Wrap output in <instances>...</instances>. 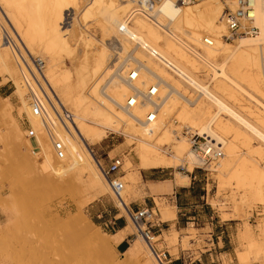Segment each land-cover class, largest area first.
Masks as SVG:
<instances>
[{
    "label": "rangeland",
    "instance_id": "obj_1",
    "mask_svg": "<svg viewBox=\"0 0 264 264\" xmlns=\"http://www.w3.org/2000/svg\"><path fill=\"white\" fill-rule=\"evenodd\" d=\"M16 1L14 6H7L8 8L6 7L7 3L1 5L6 15L5 22V18H2L3 16L0 13L3 25L10 31L22 51L24 50L15 34L11 32V27L24 41L26 48L33 52L32 56L43 57V54L47 55L48 53V56L53 55L54 61L56 60V73L52 82H49V85L46 84V89L52 91L68 110L72 112L77 110L79 113L87 111L89 114V112L94 113L105 105L104 101L96 98L92 88L95 72L99 76L104 66L98 64L102 62L98 58L101 53V40H104V47L109 54L107 65L110 68L115 69L120 64L121 68L124 67L129 72L132 69L136 70L138 67L137 76L140 74L143 77V83H145L138 84L141 90L148 88L149 84L155 83L150 75L151 72L140 66L136 60L127 59L126 57L120 58L117 55L120 50V42L116 40L115 35L110 33L109 36L102 37L106 32L103 18L109 13L104 6L110 0H101L103 2L98 8L99 12L96 13L94 10L92 14H87L88 16H85V14L86 9L91 7L89 0H78L79 4L74 15L72 12L67 11L66 1L68 0H62L61 8L58 7L59 18L57 20L53 12L55 6V3L53 6V0H18V3ZM126 1L128 0H115L117 4ZM1 3L3 2L0 1ZM16 4L19 5L18 8ZM65 13H67V21L66 23L63 22L62 25L61 22L66 15ZM72 17H75L77 22L86 29L85 32L87 31L91 35L93 42L96 44L93 50L90 49L89 51V46V48L85 45L83 47L82 44H80L82 46H79V43H77L79 39L77 38L78 41H76L74 48L77 52L74 49L71 50L72 48L69 45L64 46L66 40L64 35H67L64 27L73 22ZM98 18L103 20L99 19L97 21ZM64 31H66L65 34H63ZM61 38L64 41H61ZM72 41H75V39ZM86 50L89 52L87 53ZM0 53L2 59V61L0 59V83H4L7 88V92L0 95V264H140L139 261L135 260L126 261L122 251L116 250V247L114 250H102V253L97 255L89 254L87 248L83 245L81 235L79 236L74 229L64 227L59 222L58 217L70 214L76 215L79 210V213L93 222L102 234L107 235L104 237L109 241L112 235L110 233L114 230L103 224L102 214H104V210L117 208V216L124 219L125 225H130L128 226L132 233L128 235V246L134 241H142L140 234L136 232L128 214L119 205L112 191L99 186L97 189L84 177L77 178L73 172L74 170L68 165L69 163L63 164L64 158L52 157L51 153L48 152L46 145H48L49 150L53 151L49 136L45 133V128L40 119L30 111L27 97L29 91L23 87L20 77L15 72L14 65L7 54L6 46L1 41ZM12 60H14L13 57ZM43 60L45 61L44 71L47 68V62L45 59ZM137 64L138 66L135 67ZM5 68L8 69L3 70ZM113 71H110V75H108L112 77L107 85H110L113 78H116L112 75ZM120 80L126 82V85L128 84L126 99L134 87L131 82L124 80L123 77L118 79V81ZM116 81L114 82L115 85L121 82L118 83L117 81V84ZM100 83L103 85L101 80ZM107 85H103L104 88L101 90V95L105 98L107 96L103 92L106 90ZM182 103L181 105H183ZM26 118L36 131L37 137L34 140L28 139L25 135ZM173 120V117L170 118L168 123L174 127L182 126L181 122ZM83 123H87L91 127H97V125L91 123L90 119ZM186 137L189 139L188 134H186ZM103 138L105 139L100 145L101 140L96 143H87L86 147L93 157L102 178L101 166H107L109 158L120 156L123 159L121 170L116 175L123 183L120 196L125 205L129 207L131 202L144 199L145 196L142 189L143 182L138 175V170L143 168L140 166L145 165L142 160L144 150L137 141L120 132L108 130ZM78 140L84 145L81 139L78 138ZM252 142L256 143L257 141L253 140ZM36 145L38 149L34 147ZM168 150L165 153L162 149L164 154L170 155V147ZM96 157L100 163H98ZM254 158L261 165L264 164V161L258 156H254ZM100 164L102 165L100 166ZM158 168L170 170L179 185L189 184L193 180V183H191L193 187L190 192L184 195L182 199L185 201L184 204L179 205L180 207L185 206V208L180 209L183 214L180 215L179 223L176 227L174 225L179 234L173 228L170 229L175 232L176 239L178 235H182L187 231L189 233L188 237L182 238L186 244L169 245L176 242L170 240L169 236L166 235L168 231H166L164 236L168 244L159 240L160 244L156 246L158 252L155 250L156 256L161 255V252L164 251L167 253L168 258L185 250H192L196 255L198 254L196 250H199L203 244L207 245L204 239L207 232L200 231H210L211 228L215 227V224L221 227L219 224L222 223L223 226H227L222 234L226 236V239L230 238L234 245L231 254H220L223 264H235L237 259L239 264L240 262L242 264H264V203L257 199L254 200L250 196V185L254 184V180L251 181L252 184L249 179H246V181L242 180L244 182L242 184L239 182L241 185L232 182L231 185L220 188L218 187V181L215 179V171L210 170L208 166L206 168L194 167L192 172L187 171L184 165L175 167L165 164L163 167ZM184 174H187L188 178L181 177ZM259 187L263 188L261 185ZM97 190L98 192L103 190V192L97 194ZM262 192H264V188ZM164 200L166 203L169 201L167 195L163 198ZM256 200L257 202H255ZM157 204L158 213H156V218L161 211L170 210L169 206H164L161 202H157ZM176 209V205L175 208H171L173 211H176ZM159 219L161 220L162 217ZM156 221L155 219L153 223ZM174 221V219L172 221L166 220L162 225L154 226L153 229L161 227V230L153 233L167 230ZM247 231H249L248 236ZM158 238H153V245ZM140 243L144 244L142 246L148 251L145 243L143 241ZM156 256H153L155 264H168L167 261L164 263L159 258L156 259Z\"/></svg>",
    "mask_w": 264,
    "mask_h": 264
},
{
    "label": "bare ground",
    "instance_id": "obj_2",
    "mask_svg": "<svg viewBox=\"0 0 264 264\" xmlns=\"http://www.w3.org/2000/svg\"><path fill=\"white\" fill-rule=\"evenodd\" d=\"M0 1L3 2L0 4V13L6 22V15L1 5L7 3L6 7L14 6L15 0ZM62 2V0H53V6L55 3L53 12L56 15V20L59 18L58 7L61 6ZM88 2H90L91 7L86 9L85 16L92 14L94 10L98 13V8L103 1L89 0ZM66 3L67 11L74 15L79 4L78 0H68ZM226 3L233 6L231 0H188L183 4L166 1L152 12L153 17L134 15L129 18V21L127 15L134 5V0H128L121 4H117L115 0L105 3L104 7L109 13L103 18L106 32L102 37L109 36L110 33L115 35L116 40L120 42V48L118 46L120 50L117 55L120 58H132L140 66L151 72L150 75L155 82L153 84L157 86L158 90L156 89V93L153 95L145 96L147 88L141 90L140 85L138 86V84H145L140 74L135 80L130 81L128 74L133 69L127 72L124 67H120V64L115 69L110 68L107 65L109 54L104 47V40H101V58H98L102 62L98 64L104 66L99 76L95 72L92 88L96 98L104 101L105 105L94 113L89 112V114L87 111L80 112L81 114L77 110L71 111L81 135L76 134L74 130L67 132L61 128L57 132L58 137L63 139L66 144L63 164L69 163L68 165L74 170L77 178L84 177L86 181L91 182L92 186H96V188L99 186L112 191L103 172V178L100 176L99 169L86 147L87 143L100 141L108 130L120 132L137 141L144 150L142 153L144 159L152 157L155 162L164 163L167 166L184 165L187 171L192 172L193 168L201 163V158L194 151L191 140L186 137V134L197 133L207 139L215 138L217 142H221L223 155L213 165L208 166L210 170L215 171L218 187L224 188L226 185H231L232 182H241L242 184L244 183L242 180L246 181V179H249L250 182L254 180V184L251 182L252 185H250V196L254 200L257 199L264 203V192H262L264 188V164L261 165L254 158V156H258L264 161V10L257 3L255 24L259 29L255 34L244 33L223 38L224 33L226 34V25L222 11ZM18 6L16 4L17 8ZM99 19L103 20L98 18L97 21ZM72 21L64 27L67 31V35H64L66 36L64 46L69 45L73 50L76 41H78L77 38L79 39L77 42L79 46H89V51L90 49L93 50L96 44L91 35L87 31L85 32L86 29L77 22L75 17H72ZM1 28H5L12 37L0 18ZM13 29L11 27V32L15 34L24 50L20 49L21 53L25 57L26 53L29 56L32 55L33 52L26 48L24 41ZM206 35L212 38L210 44L204 41ZM74 39L75 41H72ZM5 46L23 87L30 92L29 89L32 85V90L35 89L36 91L31 76L20 67L19 55H17L20 50L18 51L17 48L13 50L7 44ZM67 49L69 48L67 47ZM95 49L97 50V47ZM74 50L77 52L76 49ZM89 51L86 50L87 53ZM48 54L41 56L47 62V68L43 71L45 83L42 82L45 85L52 82L56 73V60L54 61L53 55L48 56ZM12 57L15 62H13ZM114 65L116 66V63ZM137 68L134 69L136 72ZM6 69L8 68L3 70ZM112 70H114L112 75L116 78H113L111 84L107 85L112 77L108 76ZM24 73L28 80H25ZM122 77L131 82L134 87L129 95L139 96V102L136 106H125L128 84L126 85L123 80L118 81ZM99 79L103 85H107L103 92L107 98L101 95V90L104 87ZM116 80L120 83L118 84ZM115 81L118 85L114 84ZM180 101L183 102V105ZM150 109H155V116L152 124L146 128L140 125L139 120L144 118ZM172 117L181 122L184 127H174L169 124V119ZM89 119L97 127L83 123ZM78 138L83 141L85 146L79 142ZM253 140L257 142L254 143ZM45 147L52 157H55L53 151L48 149V145ZM169 147L171 154H164L163 151L167 153ZM181 177H187V174ZM260 185L263 188L259 187ZM100 192L97 190L96 193L100 194ZM116 198L119 205L128 214L127 208L130 207L125 205L121 196H116ZM155 219L156 222L161 221L158 217L156 218V213L152 208V220L155 221ZM58 220L64 227H70L79 236L81 235L83 245L92 255L100 254L102 250H114L120 240L132 233L130 232V225L127 224L125 228L116 234H112L111 240L108 241L104 237L107 235L102 234L93 222L79 213V210L76 215L58 217ZM246 234L248 236L249 231ZM153 236L149 242L142 236L140 237L148 251L144 249V244L140 243L142 241H134L125 248L122 251L125 260L129 262L139 261L140 264H155L153 256L155 257L157 253L154 250L153 238L155 236ZM175 241L176 234L174 233L173 242ZM157 258L158 256H156ZM240 264L242 263L240 262Z\"/></svg>",
    "mask_w": 264,
    "mask_h": 264
},
{
    "label": "built area",
    "instance_id": "obj_3",
    "mask_svg": "<svg viewBox=\"0 0 264 264\" xmlns=\"http://www.w3.org/2000/svg\"><path fill=\"white\" fill-rule=\"evenodd\" d=\"M172 2L174 4H183L188 0H134V5L130 9L127 19L134 15H144L148 18L153 17L152 12L157 10L159 5L163 2ZM233 6H230L229 3H226L222 15L225 20L226 25V34L224 33L223 38H230L236 35H241L244 33L255 34L259 27L255 24V10L257 3L264 10V0H231ZM67 13L64 17V20L61 22L66 23ZM212 38L208 35L204 36V41L207 44H210ZM0 41L1 43L9 45L13 50L15 48L19 49V46L10 36L5 28H1L0 31ZM18 59L20 62V67L22 70H25L32 78L33 83L36 86L32 90V85L30 82V92H27V97L29 100L30 111L34 116H37L41 124L45 128V133L49 136V139L52 144V150L56 158L62 159L66 154V144L65 141L58 137V130H64L71 132L75 131L76 134L81 135L80 131L78 132V127L75 122L73 113L66 108V106L58 99L55 94L46 89V85L42 84L44 82L43 69L45 67V61L39 56L27 55L26 57L19 51ZM264 61V56H263ZM25 80H28L26 74H23ZM137 78V72L133 69L128 74V79L130 81ZM45 83V82H44ZM147 91H145V96H150L156 93L157 86L153 83L147 86ZM141 97V96H140ZM139 102V96L132 94L126 98L125 106L133 107L136 106ZM155 109H150L147 111L144 118L139 120L141 126L149 127L154 120ZM27 127L25 129V135L28 139H36V131L30 125L28 119H26ZM61 128V129H60ZM188 136L191 140V146L194 151L198 153L201 158V163L198 166L206 168V166L213 165L219 157L223 155L221 149V142H217L215 138L207 139L197 133H188ZM200 139L202 143H200ZM37 148V145L34 146ZM38 149V148H37ZM96 156V155H95ZM107 157L109 158L108 154ZM98 163H100L99 159ZM122 164V158L120 156H113L109 158V164L103 166L102 172L108 179L110 186L114 195L120 196V192L123 189V183L118 179L117 173L120 171ZM194 177V176H193ZM128 216L134 225L136 232L140 234L148 242L151 240L153 226H159L160 223L154 222L152 220V207L143 204L141 207L131 210L127 208ZM160 253V252H159ZM167 253L164 251L161 252V255H158V258L161 262L167 260ZM168 262V261H167Z\"/></svg>",
    "mask_w": 264,
    "mask_h": 264
},
{
    "label": "crops",
    "instance_id": "obj_4",
    "mask_svg": "<svg viewBox=\"0 0 264 264\" xmlns=\"http://www.w3.org/2000/svg\"><path fill=\"white\" fill-rule=\"evenodd\" d=\"M7 92V88L4 83H0V95ZM105 138L101 139L99 142V145ZM95 142V143H96ZM143 157V156H142ZM143 163L145 165H142L138 170V175L140 176L142 182H143V192H144V199H137L130 203L129 207L131 210H135L139 207H141L143 204L150 205V207L153 208L155 213H158V204L157 202H161L164 204V206H169L170 210H164L159 215H157L158 219L162 217L161 221H158L160 225H162L166 220L172 221L175 220L173 223L170 224L169 228L165 231H162L160 233H153L157 232L158 230H161V227H156L152 231V235L155 237H159L154 244V250H157L156 246H158L160 243L159 240H162L167 243V239L165 238L164 234L166 231L171 241H173V235L176 232L179 234L178 229L175 227L179 223L180 215L183 214V212H180V209L185 206H179L181 204H184L182 199L184 195L188 192H190L191 188L193 187L191 183H193V180L190 181L189 184H177L175 180V176L172 175V172L170 170H166L165 168H158L163 167L165 164H161L160 162H155V160L152 157L145 158L143 157ZM188 177V175H187ZM185 182V181H183ZM167 195L169 198V201L164 200L163 198ZM176 205V211L171 210V208H175ZM160 211V210H159ZM101 215V214H100ZM118 215L117 208H111L110 210H104V214H102L103 217V224L106 226H110L114 232L110 234H116L119 230L125 228L124 219L120 218L121 216ZM159 225V226H160ZM175 225V227H174ZM218 227L217 224H215L214 228H211L210 231H200V232H207V235H204L205 243L207 245H202L199 250H196L198 254L194 255L192 250H185L182 252H178V254L169 256L166 261H168V264H223L222 259L220 257V254H231L232 249L234 248V245L231 242V239H226V236L222 234L224 232V229H226L227 226H223L222 223L219 224ZM154 227V226H153ZM179 227V226H178ZM174 229L173 230L170 229ZM215 229V232H214ZM130 235V234H128ZM128 235L124 237L122 240H120L116 244V250L123 251L128 246ZM189 233L186 231L185 233H182V235H178L176 239V243H171L169 245H184L186 244L182 238L188 237ZM195 243V242H194ZM168 244V243H167ZM216 248H218L216 250ZM181 251V250H180ZM236 252V250H235ZM167 255V254H166ZM237 258V256H236ZM166 261L164 263H166ZM235 264H239L238 259Z\"/></svg>",
    "mask_w": 264,
    "mask_h": 264
},
{
    "label": "trees",
    "instance_id": "obj_5",
    "mask_svg": "<svg viewBox=\"0 0 264 264\" xmlns=\"http://www.w3.org/2000/svg\"><path fill=\"white\" fill-rule=\"evenodd\" d=\"M127 248V247H126Z\"/></svg>",
    "mask_w": 264,
    "mask_h": 264
}]
</instances>
